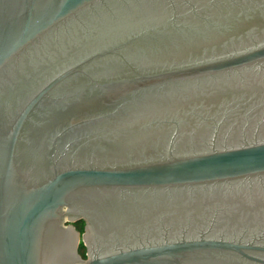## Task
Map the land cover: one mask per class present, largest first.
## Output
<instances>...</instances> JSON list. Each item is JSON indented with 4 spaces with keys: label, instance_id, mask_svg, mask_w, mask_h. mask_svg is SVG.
Returning a JSON list of instances; mask_svg holds the SVG:
<instances>
[{
    "label": "water",
    "instance_id": "95a60500",
    "mask_svg": "<svg viewBox=\"0 0 264 264\" xmlns=\"http://www.w3.org/2000/svg\"><path fill=\"white\" fill-rule=\"evenodd\" d=\"M160 2L176 15L177 0H0V264H264V213L221 227L229 205L218 204L179 226L163 216L154 226L159 234L135 220L125 225L132 219L125 207L139 196L264 199V118L239 128V141H230L232 128L229 138L215 133L200 150L194 134L182 145L188 139L180 127L189 120L173 114L195 115L200 107L189 104L211 92L199 91L206 83L216 90L264 83V0L225 1L248 15L255 10L263 25L247 16L252 28L242 38L180 62L145 67L128 55L167 50L145 40L146 27L98 38L135 19V7ZM133 125L176 128L149 145L117 150ZM149 204L148 214L158 208ZM80 220H87V258L73 226Z\"/></svg>",
    "mask_w": 264,
    "mask_h": 264
},
{
    "label": "flooded vegetation",
    "instance_id": "af4514ba",
    "mask_svg": "<svg viewBox=\"0 0 264 264\" xmlns=\"http://www.w3.org/2000/svg\"><path fill=\"white\" fill-rule=\"evenodd\" d=\"M225 1L227 0H188L187 2H184L183 0H177L178 10H176L177 12L174 16L172 15L169 6L164 2H160L154 8H151L150 6L148 7L146 5L144 6V11L142 12L140 9L135 7V19H127L126 17L125 23L122 27L110 26L107 30L101 31L98 38L104 39L110 37L113 34L118 35L128 32L133 30L135 26H138V29L141 30H143L144 27H146L147 30H152L151 32L147 33L148 36L145 37V40H148L149 42L161 41L162 46L167 50H157L152 54L146 52H129L128 54L129 56L132 54L133 56H139L140 61H143L142 63L145 65V67L150 65H154L155 67L157 64L163 65L166 62H180L184 59L200 57L204 54L206 55L211 53H207V50L218 47L220 44L222 45L231 39L237 40L242 38L241 36H243L249 28H252H246L247 16H250V24L256 28L263 25L260 18L261 14L255 12V10L249 13L250 15H248L237 6L231 7H237L238 9H230V7L225 4ZM213 2H221L223 3L221 4L223 6L219 8L218 5L214 4ZM179 25H186L187 30H179ZM215 25L224 27L232 26L236 28V34L229 35L227 32L221 34V32L216 30ZM192 27L197 29L190 30ZM221 45L218 47V49L221 48ZM192 87L194 90H198L195 89L194 86ZM205 88L206 89L199 91L203 92L205 90H210L211 92L208 93V95L201 96V98L195 96L194 98L197 99L193 100L191 102L192 104H189L193 107H200L195 115L192 117H187L185 115L186 113L184 112V109L182 108L176 109L173 112V114L176 115H174L176 120H181L182 122L185 120V118L189 120V124L184 125L182 123L183 125L180 127V130L184 133L183 135H187L186 139L189 140L188 141L183 138L184 140L182 141V145L184 147L186 144L187 146L191 144L190 138L193 137L192 135L194 134L197 139L196 148L202 150V143L203 141L205 142L208 137L218 133L219 138H229L227 135L229 133L228 130H231L232 128H234V132L233 136L229 138L230 141H239L241 135L239 128L245 124L250 126L257 119L264 118V116H262L264 113V83L252 84L249 88L240 86L237 83H234L233 86L230 87V85L227 86V84L224 83L223 85L219 84V87H216L217 90L214 89L213 86L207 85L206 83ZM207 115L211 119L208 122H204L203 119L206 118ZM133 127L136 130L134 132H130V134H132L129 135L127 139L124 138L118 143L119 146L117 150L125 152L131 145H136L137 147L141 144V142L144 143L145 141L146 144L149 145L153 140L152 138L156 137L155 135H161L165 137L170 132L173 133L174 129L176 128L173 127V125L163 128L155 126L154 128L152 127L151 132L146 131L145 128L144 131L146 132H141L143 131L142 127H139L138 125H133ZM217 130L219 131L217 132ZM138 148L136 149L139 150ZM188 189L189 188L174 190L188 191ZM200 191L202 192L203 190ZM138 192L141 194L144 191ZM156 192H159L160 195L164 193L162 189H157ZM170 197L171 196L165 195L148 197L139 196L140 200L136 203L133 202V198H130V202L133 204L131 205L132 209H129L130 204H128L125 208L130 211L129 215L132 217V219L126 221L125 225H128L135 220L134 224H136L139 228H144L147 224L152 226L154 229L153 232L155 234H159L156 233L157 227L154 226L157 225V221L163 216H165L164 220H170L173 218L175 220V226H179V221L182 218L184 220L188 214H193L194 218H199V216L202 214L211 213L209 211L214 209V207L218 204L224 207L225 204L229 205L227 208L225 207L226 209L221 215L222 219L224 220L221 227L223 225H228L230 227L232 225L238 226L240 225L241 220H253L255 215H261L264 213V199H262L260 196H256L253 202L248 201L243 195L236 197H226L221 194L209 196L202 195L198 191L195 192L193 197H189L188 200L186 199L185 195H176L172 196L171 198ZM149 203L156 204L158 207L157 210L151 212L150 214H148L149 212L147 209H150L152 205ZM144 210L147 211L145 212ZM112 213L116 214L117 209L115 210L114 208ZM104 214L105 213H101L102 216H104ZM200 221L201 219H198L197 223L201 224L202 221ZM114 224L118 225L117 222ZM124 229L125 227L123 225V228L120 231L121 235L127 233V231ZM168 230H170V228ZM173 230L175 231L177 228L173 227ZM200 230V228L197 229V226L190 228V232L196 234Z\"/></svg>",
    "mask_w": 264,
    "mask_h": 264
},
{
    "label": "trees",
    "instance_id": "16d2710c",
    "mask_svg": "<svg viewBox=\"0 0 264 264\" xmlns=\"http://www.w3.org/2000/svg\"><path fill=\"white\" fill-rule=\"evenodd\" d=\"M75 227L78 231H83L84 230V226H83V221H77L75 223ZM79 253L81 254V256H83L84 258H86V246L84 245V243H80L79 246Z\"/></svg>",
    "mask_w": 264,
    "mask_h": 264
},
{
    "label": "rangeland",
    "instance_id": "374dc122",
    "mask_svg": "<svg viewBox=\"0 0 264 264\" xmlns=\"http://www.w3.org/2000/svg\"><path fill=\"white\" fill-rule=\"evenodd\" d=\"M69 224L70 223H68L67 225H69ZM83 226H84V230L83 231H79V233H80V243H84L83 235L86 233L87 220H83ZM87 253H88V249L86 247V255H87ZM86 258H87V256H86Z\"/></svg>",
    "mask_w": 264,
    "mask_h": 264
}]
</instances>
